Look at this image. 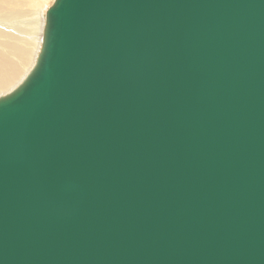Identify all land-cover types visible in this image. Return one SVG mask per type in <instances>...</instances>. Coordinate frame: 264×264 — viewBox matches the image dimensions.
Wrapping results in <instances>:
<instances>
[{"label":"water","instance_id":"water-1","mask_svg":"<svg viewBox=\"0 0 264 264\" xmlns=\"http://www.w3.org/2000/svg\"><path fill=\"white\" fill-rule=\"evenodd\" d=\"M0 264H264V0H53L0 96Z\"/></svg>","mask_w":264,"mask_h":264},{"label":"bare ground","instance_id":"bare-ground-1","mask_svg":"<svg viewBox=\"0 0 264 264\" xmlns=\"http://www.w3.org/2000/svg\"><path fill=\"white\" fill-rule=\"evenodd\" d=\"M39 7L40 0H0V96L15 88L34 64L45 19Z\"/></svg>","mask_w":264,"mask_h":264},{"label":"rangeland","instance_id":"rangeland-1","mask_svg":"<svg viewBox=\"0 0 264 264\" xmlns=\"http://www.w3.org/2000/svg\"><path fill=\"white\" fill-rule=\"evenodd\" d=\"M53 0H40V9H41V12L40 14L43 15V17L45 16V12H46V9L49 8V6L52 4ZM42 5V6H41ZM38 8V7H37ZM43 21H44V18H43ZM35 62V60H34ZM33 62V63H34ZM34 64H32L30 66V68H28V71L26 72V75L28 74V72L30 71V69L32 68ZM14 89V88H13ZM8 93V92H7ZM6 94V93H5Z\"/></svg>","mask_w":264,"mask_h":264}]
</instances>
